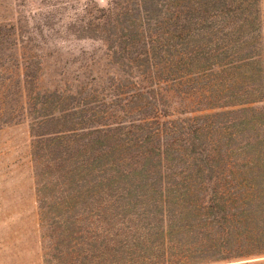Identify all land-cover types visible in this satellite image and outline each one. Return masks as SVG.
I'll list each match as a JSON object with an SVG mask.
<instances>
[{"label":"trees","instance_id":"trees-1","mask_svg":"<svg viewBox=\"0 0 264 264\" xmlns=\"http://www.w3.org/2000/svg\"><path fill=\"white\" fill-rule=\"evenodd\" d=\"M184 1L109 3L86 22L109 46L108 81L36 85L37 224L54 264L264 255V111L246 106L264 97L255 9Z\"/></svg>","mask_w":264,"mask_h":264},{"label":"rangeland","instance_id":"rangeland-1","mask_svg":"<svg viewBox=\"0 0 264 264\" xmlns=\"http://www.w3.org/2000/svg\"><path fill=\"white\" fill-rule=\"evenodd\" d=\"M132 0H0V264H54L41 250L33 175L36 85L49 88L75 79L108 81L115 70L108 45L87 20L109 3ZM255 9L253 36L264 71L262 0H238ZM186 1L179 0L178 4ZM185 6V5H184ZM94 21V19H93ZM95 56L97 67H82ZM24 89L19 91L20 85ZM23 93V95H22ZM25 95V96H24ZM28 97V98H27ZM264 111L262 100L246 104ZM238 107V106H236ZM178 113L173 112L172 116ZM218 264H264V255Z\"/></svg>","mask_w":264,"mask_h":264}]
</instances>
